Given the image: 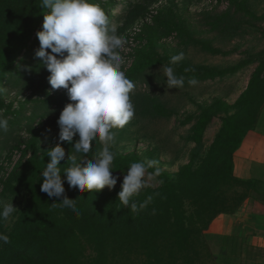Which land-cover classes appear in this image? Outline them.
Wrapping results in <instances>:
<instances>
[{
    "label": "trees",
    "instance_id": "1",
    "mask_svg": "<svg viewBox=\"0 0 264 264\" xmlns=\"http://www.w3.org/2000/svg\"><path fill=\"white\" fill-rule=\"evenodd\" d=\"M90 2L103 8L110 26L108 8L113 0ZM41 4L42 0H0V111L4 106L1 94L5 90L6 95L10 92L39 95L35 100L24 101L34 102V113L29 117L17 118L20 112L11 111L12 103L6 105L0 115L8 120L7 130L0 131L3 136L0 151L3 147L12 155L14 151L22 155L30 152L24 163L16 162L9 173L0 176L3 195H16L20 191L27 194L8 230L6 220L0 219V233L9 237L8 243L0 242V264H216V257L205 240L211 222L221 214L235 213L247 198L264 203V183L240 179L233 173V154L246 134L255 129L264 107V50L245 90L232 105L217 99L200 109L188 137L197 146L202 144L210 121L223 116L204 156L193 153L189 162L174 174L160 170L157 187L142 189L139 195L132 197L139 204L151 196L152 202L146 209L133 212L118 200L121 188L79 192L70 188L66 181L64 172L72 165L70 157L76 156L81 166L85 164L84 159H95L101 149L98 139L92 142V151L85 158L73 149L79 140L78 135L74 136L72 144L59 140L38 149L39 130L35 121L61 111L71 102L63 89L51 88L48 82L50 72L35 57V52L30 53L33 45L39 42L33 32L37 27L38 32L43 30L44 14L49 11ZM126 13L127 24L145 16L148 12L144 0L128 3ZM153 19L155 25L146 26L145 45L134 49L132 63L123 70L134 83L154 65L174 67L175 74L184 77L185 81L213 79L233 74L241 68L239 64L215 70L185 61L172 65L171 57H156L155 49L161 40L173 34L183 36L188 30L184 23L176 20L172 11ZM212 19V31L226 30L224 23L228 13ZM202 44L206 50L216 52L206 43ZM141 104L142 111L151 117L171 116L165 106L153 98H143ZM21 119H25L30 135L24 147L12 136L13 132L22 129L20 125L15 128ZM9 141L14 144L9 146ZM57 145L66 153L59 165L65 193L60 198H49L41 191L42 172L50 162L47 151ZM113 152L116 154L113 172L127 173L131 163L144 161L135 153ZM2 169L0 167V171ZM64 196L75 200L76 211L52 206L61 203Z\"/></svg>",
    "mask_w": 264,
    "mask_h": 264
},
{
    "label": "rangeland",
    "instance_id": "2",
    "mask_svg": "<svg viewBox=\"0 0 264 264\" xmlns=\"http://www.w3.org/2000/svg\"><path fill=\"white\" fill-rule=\"evenodd\" d=\"M140 1L113 0V4L108 8L111 13L110 27H114L116 34L126 39L124 48L118 50L124 59L122 70L127 69L132 63L131 55L134 49L145 45L144 33L147 25H155L153 17L162 16L169 11L175 14L178 22L185 24L188 31L183 36L173 34L161 40L155 49L156 57H173L183 53L181 61L215 70H225L241 64V68L233 74L207 80L197 79L198 83L195 86L189 85L186 80L184 87L179 89L167 88L166 77L161 70L162 66H166L165 64L154 65L134 83L136 88L131 99L135 107V116L123 129L113 130L116 135L111 150L121 154L135 153L144 161L156 160L157 164L154 167L174 174L189 162L193 153H197L198 157L204 156L220 127L223 117L221 115L210 121L200 146L188 140L200 109L217 99L232 105L245 90L264 50V0H144L148 13L127 24L128 3ZM223 13H228V19L224 23L226 30L212 31L210 26L213 22L212 17ZM119 28L123 29L119 31ZM38 29L39 27L35 28L33 36L37 34ZM202 43H206L216 52L206 50ZM39 47L37 41L30 53L36 52ZM63 91L67 93V90L63 89ZM6 93L7 90L1 94L4 106L0 115L10 103H12L11 111L20 112L17 118H27L34 113V102L24 101L35 100L39 95L30 92H10L8 95ZM146 97L163 104L171 116L160 118L144 113L141 102ZM61 111L35 121L39 130L37 142L39 150L59 141L60 128L57 121ZM19 125L22 129L13 132L12 136L22 143L21 147H24L30 135L27 133L25 119H21L15 128ZM2 140L3 136L0 135V147ZM13 144L12 141L8 142L9 146ZM102 148L101 142L100 151ZM8 151V148L3 147L0 151V167L3 168L0 176L9 173L16 162L22 164L30 156V152L22 155L14 151L12 155ZM86 161L84 159L83 162ZM112 174L119 177L114 187L121 188L126 173ZM158 185L159 182H150L146 188H155ZM26 197L24 191L16 195L9 193L3 195L0 188V201L12 202L17 209L5 221L7 230L16 220Z\"/></svg>",
    "mask_w": 264,
    "mask_h": 264
},
{
    "label": "clouds",
    "instance_id": "3",
    "mask_svg": "<svg viewBox=\"0 0 264 264\" xmlns=\"http://www.w3.org/2000/svg\"><path fill=\"white\" fill-rule=\"evenodd\" d=\"M41 6L49 11L44 14L43 30L36 34L40 47L35 57L50 72L51 88L67 90L71 101L57 121L59 140L72 144L78 134L73 149L83 158L92 151V142L98 139L103 144L97 157L87 159L84 166L77 163L76 156H71L72 165L64 172L66 181L79 192L94 193L105 187L111 190L119 179L112 174L116 155L111 150L116 135L113 130L123 129L135 116L131 97L136 85L122 70L124 59L118 51L124 48L126 39L109 26L103 8L90 0H42ZM182 59L183 53L173 56L171 64ZM161 70L167 88L184 87L185 79L175 74L174 67L162 66ZM197 83L195 78L188 80L191 86ZM7 128L8 120L0 116V131ZM47 154L50 162L42 172L41 191L49 198H60L65 193L59 166L65 158V149L57 145ZM156 164V160L138 161L127 169L118 200L131 211H142L152 202L151 196L139 204L132 197L139 195L150 182H159L160 169L149 171ZM57 205L76 211L75 200L66 196L52 206ZM16 210L12 202L0 201V219L7 220ZM0 242L8 243L9 237L0 233Z\"/></svg>",
    "mask_w": 264,
    "mask_h": 264
},
{
    "label": "crops",
    "instance_id": "4",
    "mask_svg": "<svg viewBox=\"0 0 264 264\" xmlns=\"http://www.w3.org/2000/svg\"><path fill=\"white\" fill-rule=\"evenodd\" d=\"M233 173L264 183V107L233 154ZM205 240L216 264H264V203L247 198L235 213L217 216Z\"/></svg>",
    "mask_w": 264,
    "mask_h": 264
}]
</instances>
